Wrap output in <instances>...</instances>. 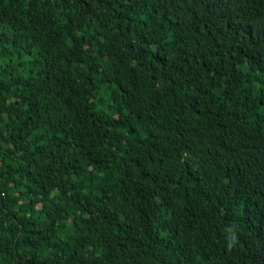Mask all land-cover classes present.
Segmentation results:
<instances>
[{
    "label": "trees",
    "instance_id": "obj_1",
    "mask_svg": "<svg viewBox=\"0 0 264 264\" xmlns=\"http://www.w3.org/2000/svg\"><path fill=\"white\" fill-rule=\"evenodd\" d=\"M0 264H264V0H0Z\"/></svg>",
    "mask_w": 264,
    "mask_h": 264
}]
</instances>
